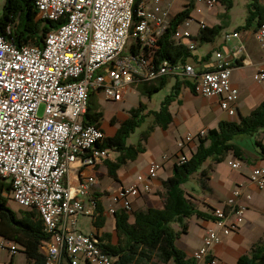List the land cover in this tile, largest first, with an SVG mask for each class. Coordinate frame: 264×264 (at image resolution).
<instances>
[{"label": "built area", "instance_id": "obj_1", "mask_svg": "<svg viewBox=\"0 0 264 264\" xmlns=\"http://www.w3.org/2000/svg\"><path fill=\"white\" fill-rule=\"evenodd\" d=\"M198 1L212 7L218 0ZM35 4L38 17L61 23L46 34L41 46H18L0 36V177L11 187L9 198L39 214L46 235L42 264H78L80 258L87 264H114L94 234L76 228L80 215L97 213L96 198L84 199L93 176L86 175L76 184L64 181L74 162L92 166L112 157L109 149L100 146L106 132L82 121L88 91H101L106 100L117 102L134 83L168 75L191 78L195 93L218 97L221 109L234 115L239 91L230 76L239 47L228 54L214 50L212 68L198 73L188 62L155 61L158 40L170 26V19L159 14L157 7L150 9L141 2L133 8L134 0H35ZM191 19L177 25L171 37L193 50L197 42L188 29ZM199 24L205 26L201 20ZM253 26L264 59V13ZM130 37L138 46L134 51L125 50ZM254 78L264 79V70ZM205 134L206 129L186 134L178 142L181 153L175 163L188 158L182 151L186 143ZM240 163L236 159L230 164L236 168ZM161 167V160H151L145 175H138L131 185H120L111 196L108 212L131 209L132 198L151 189ZM247 179L263 188L264 167L253 166ZM240 195L237 185L224 206L213 207L217 227L206 229L193 252L196 264H217L210 248L220 242V233L229 234L242 222L246 207L238 202ZM1 250L13 254L17 246L0 236Z\"/></svg>", "mask_w": 264, "mask_h": 264}, {"label": "crops", "instance_id": "obj_2", "mask_svg": "<svg viewBox=\"0 0 264 264\" xmlns=\"http://www.w3.org/2000/svg\"><path fill=\"white\" fill-rule=\"evenodd\" d=\"M249 1L243 0L244 14L242 19L236 22L232 16L235 0H231V6L228 9L226 4L219 0L212 7H207L203 1L198 0H158L157 2L155 0H139V3L144 2L150 9L157 7L158 13L170 20L176 13L190 4V17L192 19L188 29L193 35L200 28V20L207 27H220L217 36L210 42L211 45L209 47L201 50L200 47L204 45V42L198 44L191 51V56L185 60V62L191 63L198 73L212 68L213 60L211 55L214 50H221L223 53L228 54L233 48L239 47L238 57L232 58L234 67L230 76L232 85L236 86L239 91L236 113L228 115L222 110L218 97H205L183 86L169 105L172 120L167 128L162 129L159 127L162 130V134L157 135V126L153 127L147 139L142 142L144 150L134 160H128L117 169V180L108 175L105 161L92 166H83L80 164V160L71 164L70 172L64 177V181L76 184L86 175H92L94 183L89 194L84 199H87L88 196L96 198L104 217L103 224L97 226L94 224L95 217L80 215L76 224L78 231L95 234L98 237H101L103 233H110L111 242H115L114 216L108 212V209L111 204L110 198L120 185L128 186L135 183L138 175L146 174L151 160H161L162 167L158 171L157 177L151 181V189L133 197L131 203L133 210L144 211L149 207L162 208L164 203L162 181L171 174L176 156L181 153L178 142L188 133L195 135L200 129L216 128L222 120H237L240 115H247L264 99V79L257 80L254 78L255 73L259 70H264V59L260 44L253 35L254 21L259 17H256L250 25L245 26ZM259 1L264 5V0ZM235 32L237 35L233 34ZM144 83L146 82L134 83L128 90L132 88L138 90V87ZM168 84L171 87L172 80L168 81L165 86ZM108 117L105 118L104 116L102 122L104 131V125L109 121ZM108 124L110 133L107 135H112L118 123ZM253 136L255 140H259L264 145L263 132H257ZM197 144L198 139L195 137L184 145L182 151L189 155L191 151L196 149ZM238 145L243 151L242 158H238L233 153L228 152L219 162L207 159L202 164V168H206L209 171L208 189L200 187L197 173L191 175L195 185L194 183L184 184L187 196L194 200L199 210L207 213H210V209L213 207L224 206L226 200L231 196L232 189L237 185L241 186V195L238 198V202L246 207L244 217L237 230L229 234L220 233V242L211 246L210 253L217 260V264H235L237 258L246 253L250 246L264 235V187L258 188L247 179L253 166L264 167V153L260 152L257 145L252 153L246 151L240 144ZM114 157L112 156L110 160H113ZM236 159H239L241 163L239 167L235 168L230 163ZM246 194H249L250 197L246 198ZM20 210L33 211L36 217L31 215L27 219L33 222L39 220V214L36 209L22 207L17 212L19 213ZM24 216L27 215L24 214ZM83 216L90 217L91 227L89 232L79 227ZM107 216L112 218V227L110 229L106 228ZM186 222L187 231L180 233L176 237L175 245L186 254L187 258L193 259V252L201 245L206 229L217 226L213 217L191 216L186 219ZM173 227L178 230L176 224H173ZM41 250L44 253L43 247H41ZM26 261V255L22 251H16L13 254H10L7 250L0 251V264H26ZM61 264L69 263L62 262ZM78 264L87 263L80 258ZM166 264H173V262L169 261Z\"/></svg>", "mask_w": 264, "mask_h": 264}, {"label": "trees", "instance_id": "obj_3", "mask_svg": "<svg viewBox=\"0 0 264 264\" xmlns=\"http://www.w3.org/2000/svg\"><path fill=\"white\" fill-rule=\"evenodd\" d=\"M231 6V0H219ZM139 0H134L133 8L137 7ZM191 5H186L170 20V26L158 40L155 51V61L167 59L170 63L185 62L191 56V51L184 43L175 41L171 32L177 25L190 17ZM264 13V5L259 0H250L247 4L245 26L250 25L256 17ZM137 17L133 14V20ZM61 21H53L38 17L35 0H4L0 14V36L12 41L18 46H41L46 34L56 28ZM220 27H200L193 36L197 45L211 42L218 34ZM129 45V50L138 48L135 39ZM172 80L169 92L159 103L158 109H144L142 102L137 107L129 110L125 119L120 121L115 132L107 135L101 143L102 148L114 151L113 160H105L108 175L117 180V169L128 160H134L144 150L142 142L145 141L154 126L166 129L172 117L169 111L171 101L177 96L181 87L185 86L194 90V80L191 78H177L161 76L153 82H146L138 87L141 94L148 97L155 91L162 89ZM98 90H90L87 94V109L83 115L84 124H93L102 128L104 113L98 100ZM145 116H151L152 124L142 130L135 143H127L128 136L134 132ZM113 122V117L111 118ZM103 129V128H102ZM264 133V99L247 115H240L237 120H222L216 128L206 130V134L198 137V144L194 151L188 155L183 163H174L171 174L162 181L164 188V203L162 208L149 207L146 210H127L118 207L114 213V231L116 241L111 242L110 233H103L101 237L94 234L100 248L110 255L114 264H196L194 259H189L186 254L175 245V239L180 233L187 231L186 219L191 216L202 218L213 217L210 213L203 212L196 207L191 197L187 196L184 184L192 174L197 173V179L202 189H208L209 171L202 168L207 159L216 162L228 153L242 158V149L234 141L235 136L254 135ZM260 152L264 153V145L255 140ZM11 187L8 182L0 177V236L10 240L17 246V251L26 255V264H42L44 253L41 250L43 240L46 238L42 229V221L37 222L27 219L34 216L33 211H14L8 203ZM96 214L93 216L94 224L101 226L104 222L101 207L97 202ZM21 214V216H19ZM26 214L27 216H24ZM173 224L178 226L175 230ZM235 264H264V235L254 242L249 250L240 255Z\"/></svg>", "mask_w": 264, "mask_h": 264}, {"label": "rangeland", "instance_id": "obj_4", "mask_svg": "<svg viewBox=\"0 0 264 264\" xmlns=\"http://www.w3.org/2000/svg\"><path fill=\"white\" fill-rule=\"evenodd\" d=\"M3 3H4V0H0V14L2 12ZM244 10H245V7H244L243 0H235V4L232 10L233 20L236 22L240 21L242 19V15L244 14ZM132 41L133 40L131 38L128 39L127 45L125 47L126 51L129 50L128 48ZM210 45H211L210 42H204V45L201 46L200 49L201 50L205 49L209 47ZM169 87H170V84L166 85L164 88L153 92L150 97H148L145 94H141L139 90L132 88L131 90H128L125 93L123 100L117 101V102L106 100L104 98L103 93L100 91L99 102L101 104V108L103 110L105 118L109 116L108 117L109 121H107L104 125L106 134L110 133V130H108L107 125H109L108 123L112 124L110 121L112 117H113L114 123H119L126 117V114L129 113V110L133 107H137L140 102H142L144 105V109L142 110L141 113L147 112L148 109H157L160 101L168 93ZM42 112H43V105H40L38 114L42 115ZM151 124H152L151 116H145L144 121L141 122V124L135 128L134 132H132L128 136L126 142L135 143L140 137L141 131ZM156 134L157 135L162 134V130L159 128V126L156 127ZM234 141L240 144L241 146H243V148H245L246 151L250 153L254 152V148L256 147V144H255V137L253 135L240 134L234 138ZM110 152H111L110 153L111 156H115L116 153L114 151H110ZM193 183L195 185V181L191 177L186 182V184H193ZM110 202H111V198H110ZM8 203H9V206L16 212L22 208V206H20L18 203H16L14 200L11 199V196L8 200ZM79 227L82 228L84 231L89 232V229L91 227L90 217L88 216L81 217ZM111 227H112V218L111 216H107L106 217V228L110 229Z\"/></svg>", "mask_w": 264, "mask_h": 264}]
</instances>
